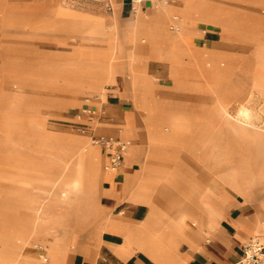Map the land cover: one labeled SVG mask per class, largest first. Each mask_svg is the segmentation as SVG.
Returning a JSON list of instances; mask_svg holds the SVG:
<instances>
[{"label": "crops", "instance_id": "obj_1", "mask_svg": "<svg viewBox=\"0 0 264 264\" xmlns=\"http://www.w3.org/2000/svg\"><path fill=\"white\" fill-rule=\"evenodd\" d=\"M193 1L214 10L190 12L194 21L189 22L182 7L175 5L158 9L146 1L140 10L135 11L131 0H107L111 7V27L104 25L99 7L77 11L64 3L56 6L57 17L84 22L80 26L69 22L71 29L105 36L100 44L77 48L75 58L67 60L74 70L67 69L64 74H59L70 84L64 90L72 94L102 91L103 86L107 90L106 99L92 105H99L105 114L100 115L99 120L105 125L97 126L94 135H114L125 140L120 135L125 115L136 116L130 76L132 67L143 70L148 77L149 72L161 76L162 84L155 83L156 98L164 110L162 117L186 121L194 126L196 133L164 128L159 136H154L148 133L143 123L139 130L145 147L144 159L149 166L157 163L160 169L125 171L121 175L122 168H140L135 157L127 160L123 157L121 168L114 175L102 171L83 176L79 198L74 194L64 198L62 189L54 186L49 189L54 196L41 203L39 196L22 186L24 177L25 180L39 177L43 183L60 179L63 174L71 177V173L57 170L61 163L56 159H49L48 170L19 178L18 190H3L6 194H19V231L0 229V264H236L242 257L243 246L255 235L252 227L255 212L264 210V207L252 204L248 195L241 200L228 189L211 187L200 190L199 182L187 183V188L183 187L188 175H184V167L177 159L178 150L187 144L192 146L191 150L202 148L208 151L214 140V127L220 120L235 130L239 129L232 123L231 114L237 104L250 98L257 67L264 62V36L260 35L254 42L252 62L257 63L246 89L232 88L231 98L229 94H222L217 99L228 107L229 114L223 118L215 113L217 102L206 116L200 118L194 117L193 108L165 107L157 97V88L169 82L174 85V79L169 64H160L159 60L195 62L196 72L202 78L204 72L210 76L217 71L227 77L225 64L216 66L214 62H228L231 57L216 52L214 46L221 39L223 30L225 37L232 39L233 35L242 34V29L237 33L225 20L258 13L259 8H264V0ZM176 2L183 5L182 0ZM222 19H225L224 23L220 21ZM168 22H171L170 26ZM178 24L180 27L176 29ZM202 84L186 87L175 82L174 87L200 92H215L217 84L228 88L227 80L208 78ZM107 86L113 88L108 90ZM29 125L41 130L37 135L42 148L38 149L51 151L55 157L66 153L57 148L76 149L90 139L89 134L48 131L45 122ZM93 145L99 149L104 169L107 151ZM208 176L209 172L202 170L196 175L203 179ZM1 205L10 206L11 203L0 198ZM35 230L42 233L43 246L34 239ZM39 259H43L42 263Z\"/></svg>", "mask_w": 264, "mask_h": 264}, {"label": "rangeland", "instance_id": "obj_2", "mask_svg": "<svg viewBox=\"0 0 264 264\" xmlns=\"http://www.w3.org/2000/svg\"><path fill=\"white\" fill-rule=\"evenodd\" d=\"M176 1L172 0L171 3L159 6L158 9L174 5L182 7L189 22L190 12L200 13V10L201 12L214 10L205 5H196L193 0H182L184 2L182 6H179ZM60 3L68 4L77 11L86 10L91 6L99 7L103 12L104 25L112 26L109 17L111 7L107 0H0V198H5L8 203H11L10 206L1 205L0 207V229L19 231V194L6 196L2 192L8 189L18 190L19 178L31 176L29 174L33 171L19 170V161H25L23 163L29 166L36 163L40 165L42 162L48 163L47 160L43 161L46 150L38 149L42 145L37 135L41 130L29 124L45 122V128L48 131L80 135L76 127L87 119L73 118L75 112L79 109L92 108L105 116L99 105L98 107L92 106L106 99L107 90L104 86L101 87L102 91L72 94L64 90L68 83L64 77L59 76L67 69L74 70L67 60L75 58L77 48L83 45L100 44L105 36L75 31L68 27L71 21L55 15L54 10ZM258 11V13H251L250 16L247 15L246 18L220 20L223 23L225 20L237 33H239L238 29H242V34H232V39L225 37L223 30L221 39L214 46L216 52L231 57L228 62L223 59V62H214L216 66L225 64L228 68L227 89L217 84L214 88L215 92L212 90L202 92L190 89L179 90L174 87L175 82L188 87L203 86L205 83H202L207 80V77L197 76L195 62L159 60L160 64H169L171 76L174 78V85L169 82L168 85H160L157 88V97L165 107L193 108L196 114L194 117L200 118L211 111L222 94H229L231 98L230 89H246L257 63L252 62L254 61V42L260 35L264 36V8H259ZM82 22L78 20L71 23L80 26ZM170 24L171 22H168V26ZM177 26L180 27L179 24ZM89 37L94 39L90 41ZM144 79L148 84H155V82L158 85L162 84L161 76L154 72H149V77L145 75ZM131 84L134 89L132 78ZM139 86L140 94L145 96L147 103L152 95L156 97V90L153 92L145 89L142 82ZM112 88L113 86L106 87L108 90ZM155 101L156 108L151 112L135 99L136 116L129 113L125 115L122 124L123 132H120V135L129 137L132 140V147L124 160L135 157L140 168H122L121 175L125 171H138L146 168L145 147L139 127L146 123L145 126L148 129L149 119H153L157 127L162 126L165 118L162 117L163 112H160L159 100L155 98ZM110 119L108 121H112ZM100 123L96 122L94 128L105 125V123ZM187 125V131L195 134L194 126L188 122ZM262 125L264 123L260 122L259 126ZM213 135L214 140L208 151L202 148L191 150L192 146L189 144L181 146L178 150L177 160L184 167V175H188L184 178L183 187L187 188V183L196 182L198 184L199 182L200 190L211 187L219 190L228 189L239 199L242 200L245 195H248L252 204L264 207V134L259 140H255L252 129L235 130L232 125L220 120L214 127ZM50 142L53 143V141ZM87 142L91 143L90 139ZM55 144L59 142L55 141ZM57 150L67 151L68 147L61 146ZM34 156H36L35 159H33ZM43 170L45 168H40L38 171ZM200 170L208 171L209 176L205 179L196 177ZM102 171L110 175L115 174L108 173L103 168ZM48 182L43 183L39 177H30L27 180L24 177L22 186L36 197L39 196L41 203H44L54 196L49 189L52 190L59 184L58 179ZM203 182L205 185L202 184ZM82 187L83 184L69 195L74 194L79 198ZM77 206L79 207V203ZM263 221L264 210H256L252 226L255 234L264 233ZM33 234L37 243H40L43 235L34 232ZM42 244L41 242V246Z\"/></svg>", "mask_w": 264, "mask_h": 264}, {"label": "bare ground", "instance_id": "obj_3", "mask_svg": "<svg viewBox=\"0 0 264 264\" xmlns=\"http://www.w3.org/2000/svg\"><path fill=\"white\" fill-rule=\"evenodd\" d=\"M193 21L194 19H192V16H191L190 22H193ZM176 29H179V26H176ZM257 70H258V74L254 77V85L250 90V93H251L250 98L245 103L237 104V106L235 107L234 111H232V114H231V121L232 123L238 125L239 127L238 130L252 129V131L254 132L255 140H259L264 134V125L259 126L260 122L264 123V62L258 65ZM202 74L204 77H207V79L214 78L215 80L226 81V77L224 76L222 72L217 71L215 74L211 73L210 76H208L207 73H202ZM199 77L202 78L201 76ZM131 78H132V82L134 86L136 101L139 104L144 105L145 108H148L151 112L154 111V109L156 108V101H155L156 97L152 95L150 101L147 103L145 96L143 94H140L139 83L142 82V85L144 86L145 89L152 90L153 92L156 90V83L148 84L144 79L145 73L143 72V70H138L133 67L131 68ZM69 86L70 84H67L66 89L69 88ZM161 111L164 113L162 106H161L160 112ZM215 113L218 117H222V118L225 117L227 114H229L227 105L223 102L218 101L215 106ZM148 127H149L148 128L149 134H153L154 136H159L161 134V130H163L164 128H167L173 131L174 130L187 131L188 125L186 121H176L175 119L168 118V119L163 120V124L160 127H157L155 125L153 119H149ZM120 132H123V128L120 129ZM123 138H125V141L127 142V148L124 154V157H125V155L127 154V152L129 151L132 145V140L127 137H123ZM46 152L47 153L43 161L45 160L50 161L49 159H56L60 161L61 163L59 165L60 167L58 168L59 171H62L63 173H66V174H69V173L72 174L71 177L69 178L64 177V176H67L65 174H63L64 176L61 177L60 179L58 178V181H59L58 187L62 189V192H63L62 196L64 198H67L72 191L78 189L83 184V176L91 172H102V168H101L102 156L100 152L98 151L97 147H95V145H93L92 143L86 142L80 145L76 149H68L67 151H65L66 153L64 156L60 155V156L55 157L52 155L51 151L46 150ZM47 165L48 164L45 162H42L40 165L36 163L31 166L25 163H19V170H30L33 172H37L40 168L42 169L45 168V170H48L49 168H47ZM118 169L114 171H107V170L106 171L108 173H115L118 171ZM145 169H160V166L157 163L152 164V166H149L148 164H146ZM2 192L4 193L3 190ZM4 194L6 196L7 195L13 196V194L16 195V193H12V194L4 193ZM262 226L264 227V221L262 223ZM34 233L42 234L36 230L34 231ZM42 260L39 259V262L42 263ZM45 260H47V257H45Z\"/></svg>", "mask_w": 264, "mask_h": 264}, {"label": "built area", "instance_id": "obj_4", "mask_svg": "<svg viewBox=\"0 0 264 264\" xmlns=\"http://www.w3.org/2000/svg\"><path fill=\"white\" fill-rule=\"evenodd\" d=\"M150 2L155 8L169 4L170 0H131L135 11L141 7L143 2ZM77 118H86L80 122L76 129L81 134H89L93 144L99 145L107 151V161L104 169L107 171L117 170L123 161L127 148V142L114 135H94V125L100 120V114L96 109L84 108L77 114ZM236 264H264V234H256L243 246V255Z\"/></svg>", "mask_w": 264, "mask_h": 264}]
</instances>
